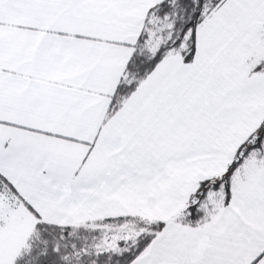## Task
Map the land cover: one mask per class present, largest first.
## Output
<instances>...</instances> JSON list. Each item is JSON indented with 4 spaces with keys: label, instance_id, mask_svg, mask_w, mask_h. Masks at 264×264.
<instances>
[{
    "label": "snow or ice",
    "instance_id": "obj_1",
    "mask_svg": "<svg viewBox=\"0 0 264 264\" xmlns=\"http://www.w3.org/2000/svg\"><path fill=\"white\" fill-rule=\"evenodd\" d=\"M0 264H264V0H0Z\"/></svg>",
    "mask_w": 264,
    "mask_h": 264
}]
</instances>
